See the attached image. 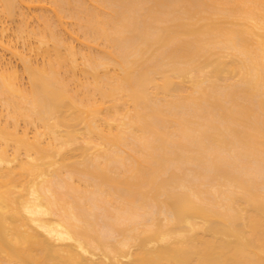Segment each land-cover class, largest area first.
<instances>
[{"label": "bare ground", "instance_id": "bare-ground-1", "mask_svg": "<svg viewBox=\"0 0 264 264\" xmlns=\"http://www.w3.org/2000/svg\"><path fill=\"white\" fill-rule=\"evenodd\" d=\"M0 264H264V0H0Z\"/></svg>", "mask_w": 264, "mask_h": 264}]
</instances>
